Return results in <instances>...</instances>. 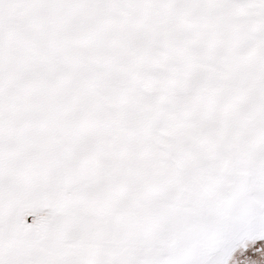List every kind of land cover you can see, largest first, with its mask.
I'll list each match as a JSON object with an SVG mask.
<instances>
[{"label":"snow or ice","instance_id":"1","mask_svg":"<svg viewBox=\"0 0 264 264\" xmlns=\"http://www.w3.org/2000/svg\"><path fill=\"white\" fill-rule=\"evenodd\" d=\"M0 264H264V0H0Z\"/></svg>","mask_w":264,"mask_h":264}]
</instances>
